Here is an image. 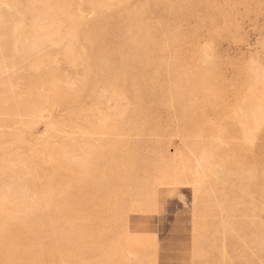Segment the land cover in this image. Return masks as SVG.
Masks as SVG:
<instances>
[{"label":"rangeland","instance_id":"374dc122","mask_svg":"<svg viewBox=\"0 0 264 264\" xmlns=\"http://www.w3.org/2000/svg\"><path fill=\"white\" fill-rule=\"evenodd\" d=\"M0 264H264V0H0Z\"/></svg>","mask_w":264,"mask_h":264}]
</instances>
